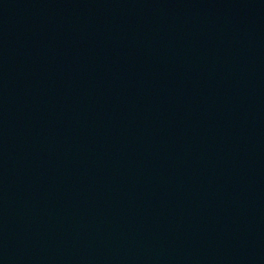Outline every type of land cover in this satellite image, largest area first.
<instances>
[{
  "label": "water",
  "instance_id": "95a60500",
  "mask_svg": "<svg viewBox=\"0 0 264 264\" xmlns=\"http://www.w3.org/2000/svg\"><path fill=\"white\" fill-rule=\"evenodd\" d=\"M0 264H264V0H0Z\"/></svg>",
  "mask_w": 264,
  "mask_h": 264
}]
</instances>
